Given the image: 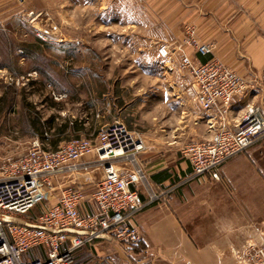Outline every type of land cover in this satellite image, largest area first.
<instances>
[{"label": "rangeland", "instance_id": "1", "mask_svg": "<svg viewBox=\"0 0 264 264\" xmlns=\"http://www.w3.org/2000/svg\"><path fill=\"white\" fill-rule=\"evenodd\" d=\"M93 4V8H76L62 0L61 9L27 11L28 15L33 11L48 16L32 19L26 15L27 23L18 20L10 29L15 38L13 48L29 51L30 57L26 67L28 61L20 53L15 57L19 69L0 71V167L6 156L29 148L33 140L31 131L37 132L33 122L36 113L45 123L43 134L48 133L50 141L46 146L51 149L53 143L59 146L73 138H96L106 126L118 121L145 141L146 150L139 156V164L147 175L158 170L170 171L173 176L171 188L182 182L178 175L180 172L182 176V167L186 168L184 149L192 143L209 141L214 133L208 125L210 115L194 103L192 78L181 69V55L175 53L170 59L163 60L157 51L163 43L181 44L186 39L187 28L193 25L169 24L165 12L161 14L160 9L145 8L144 3L142 9L134 10L133 0H93ZM51 23L60 27L66 42L42 43L36 38V28ZM6 45L0 34V62L7 63ZM38 52L47 57L40 58L36 55ZM187 52L193 58L198 56L188 49ZM45 58L54 60L48 64L50 70L42 69L47 66L41 62ZM33 65L41 69L29 77L27 74ZM58 77L60 91L55 88ZM9 83L14 84L10 86ZM54 93L63 95V99L58 100ZM236 121L237 116L232 124ZM62 129L64 131L59 135ZM251 148L260 150L254 159L248 158L239 165L245 172L261 174L264 140ZM92 159L93 156L86 158ZM154 165L159 166L153 169ZM100 178L101 171H98L94 180ZM60 179L67 187L78 185V179L71 174L62 175ZM216 180V185L203 184V181L183 187L193 200L190 205L195 215L193 222L203 228L220 220L224 225L229 207L235 209L236 204L238 215L251 214L246 207V198H239L242 197L238 194L239 186L233 180ZM149 184L157 192L150 176ZM96 188L93 187L92 193ZM146 188L142 184L140 191L148 198ZM212 190L218 198L216 210L205 205V196ZM174 191L178 197L181 187ZM181 204L185 205V202L181 201ZM43 207L46 205L36 207L30 217L39 215ZM253 210L256 212L257 209ZM245 237V233L240 234L241 239ZM241 243L242 240L238 245Z\"/></svg>", "mask_w": 264, "mask_h": 264}, {"label": "built area", "instance_id": "2", "mask_svg": "<svg viewBox=\"0 0 264 264\" xmlns=\"http://www.w3.org/2000/svg\"><path fill=\"white\" fill-rule=\"evenodd\" d=\"M45 16L48 14L33 11L28 15L32 19ZM35 36L42 43L67 41L54 23L36 28ZM187 49L196 56H208L213 55L215 46L200 42L196 28L190 26L181 44L163 43L157 51L163 60L175 53L181 55V69L192 78L194 103L210 115L208 125L214 130L210 140L192 143L183 151L191 174L170 190L155 192L139 164L145 141L118 121L96 138L71 139L56 150H46L40 139H34L27 151L6 156L0 167V264H75L78 250L107 239L122 244L130 253L142 242L133 219L147 206L181 185L206 178L264 140V112L247 100L258 88L255 82L218 60L201 63ZM260 82L264 84V74ZM54 96L58 100L64 97ZM243 99L244 113L232 124L233 104ZM44 136L48 138V133ZM89 156L93 159L86 160ZM98 171L101 178L95 181ZM66 174L78 179V185L57 184L56 178ZM142 184L148 185L147 201L141 199ZM93 185L97 186L93 195L96 211L89 213L83 208L84 187ZM43 204L46 207L41 213L31 218L33 210ZM26 217L24 224L10 220ZM245 236L232 248L237 264H264V222L254 225Z\"/></svg>", "mask_w": 264, "mask_h": 264}, {"label": "crops", "instance_id": "3", "mask_svg": "<svg viewBox=\"0 0 264 264\" xmlns=\"http://www.w3.org/2000/svg\"><path fill=\"white\" fill-rule=\"evenodd\" d=\"M66 1L76 8L95 7L93 0H83L84 3H81L82 0ZM102 1L98 0V2ZM143 3L145 8L160 9L161 14L165 12V17L170 19L167 20L169 24L193 25L200 42L212 43L215 46L213 55H198L197 59L201 63H207L212 59L218 60L249 82H255L258 88L247 100L264 112V85L260 83L264 74V0H133L134 10L142 9ZM106 6L108 7V4ZM51 7L61 9L62 0H0V34L7 42L5 52L7 63L0 62V71L14 72L15 68L19 69L20 64L15 57L17 55L19 57L20 53H23V59L28 61L25 63L27 67L29 51L26 53L25 50L24 52L13 48L15 38L10 29L18 20L26 22V15L30 10ZM188 50L193 52L191 49ZM36 55L40 58L47 57L40 52ZM51 59L43 61L40 59L44 65L47 64L42 69L50 70L48 64L54 61ZM32 67L27 74L29 77H33L37 69H41L39 66ZM58 78L55 88L60 91L61 80L60 77ZM243 103L239 100L234 102L230 112L231 119L236 120L237 116L238 121L244 113L243 108H240V105L244 106ZM34 115L33 122L37 132L31 131L33 140L40 139L46 150H56L65 144L63 142L58 146L53 143V149L49 145L46 146L50 140L49 135L45 138L43 134L45 123L37 113ZM63 131L64 129L59 130V135ZM260 148H250L242 154L243 156L234 157L206 178L188 183L192 186L194 182L205 181L203 184L216 185V179H231L239 186L238 194L242 196L239 198L241 200L243 197L246 198V207L251 210V214L238 215L236 204L235 209L229 207L224 225L220 224L222 221L220 220L217 224H209V228L198 226L193 222L195 215L192 214L190 206L193 200L189 192L184 191V185H181V193H178V197L175 195L178 190L171 195H165L160 201L147 206L133 219L134 225L141 232L142 242L132 252H127L125 247L116 241L96 240L76 252L75 264H237L232 248L242 240L240 234L249 233L254 225L264 222V166L263 164L260 166V174L250 170L245 172L239 165L248 158L254 159ZM185 164L186 168L182 167V176L180 172L178 175L182 181L191 174L190 165L188 162ZM157 166L159 165H154L152 168ZM149 176L152 186L158 193L164 189L168 190L172 184L173 176L170 171L158 170L151 172ZM149 176L147 175L148 180ZM56 182L67 187L60 176L56 178ZM93 187H84L86 202L83 208L89 213L96 211L95 204L91 203L94 195ZM141 199L143 201L148 199L143 191ZM205 200L206 206L217 209L218 198L213 190L205 196ZM181 201H184L185 205H182ZM253 209H257L256 212ZM40 253L39 251L38 254Z\"/></svg>", "mask_w": 264, "mask_h": 264}, {"label": "water", "instance_id": "4", "mask_svg": "<svg viewBox=\"0 0 264 264\" xmlns=\"http://www.w3.org/2000/svg\"><path fill=\"white\" fill-rule=\"evenodd\" d=\"M9 220V219H8ZM12 222L24 224L25 221L19 220V219H10Z\"/></svg>", "mask_w": 264, "mask_h": 264}, {"label": "trees", "instance_id": "5", "mask_svg": "<svg viewBox=\"0 0 264 264\" xmlns=\"http://www.w3.org/2000/svg\"><path fill=\"white\" fill-rule=\"evenodd\" d=\"M161 179V178H160Z\"/></svg>", "mask_w": 264, "mask_h": 264}]
</instances>
